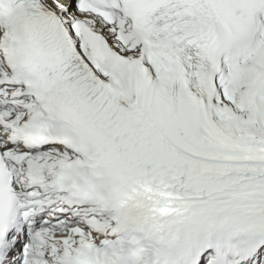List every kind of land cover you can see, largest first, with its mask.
Here are the masks:
<instances>
[{
    "label": "snow or ice",
    "instance_id": "snow-or-ice-1",
    "mask_svg": "<svg viewBox=\"0 0 264 264\" xmlns=\"http://www.w3.org/2000/svg\"><path fill=\"white\" fill-rule=\"evenodd\" d=\"M0 264H264V0H0Z\"/></svg>",
    "mask_w": 264,
    "mask_h": 264
}]
</instances>
